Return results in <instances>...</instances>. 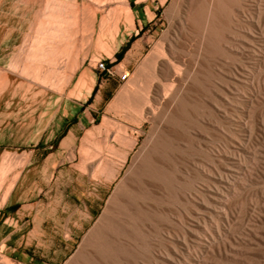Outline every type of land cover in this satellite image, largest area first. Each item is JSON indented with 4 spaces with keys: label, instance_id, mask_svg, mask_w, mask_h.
<instances>
[{
    "label": "rangeland",
    "instance_id": "1",
    "mask_svg": "<svg viewBox=\"0 0 264 264\" xmlns=\"http://www.w3.org/2000/svg\"><path fill=\"white\" fill-rule=\"evenodd\" d=\"M175 1H51L31 8L22 44L0 48V211L11 181L28 161L33 146H54L53 177L39 199L57 204L36 212L40 218H51V223L4 226L0 232L7 239L0 242L4 264H67L98 223L135 152L151 139V121L130 119L131 110L117 97L123 89L145 95L131 82L148 72L150 55L165 32L169 30L171 37L178 34L179 20L169 17ZM251 1L244 0V4L252 9ZM128 10L132 26L120 25L114 45L88 48L89 35L90 43L98 39L108 43L106 31H100L102 20L111 23L116 16L125 18ZM87 14L96 20L94 29L87 25ZM225 30L217 32L223 37L229 34ZM188 39L192 50L195 38ZM253 39L259 50L256 58L264 59L260 31L253 32ZM241 42L232 41L231 51L224 47L217 53L213 80L192 106L189 122L169 134L174 141L167 146H179L181 151L173 147L172 153L182 164L179 182L186 189L178 197L171 192L165 202L167 216L163 222H154L150 251L139 250L125 264H264V116L256 117L260 105L264 110V101L244 115V129L237 126V103L231 93L214 114L208 109L211 97L220 98L217 89L226 90L232 84L233 67L248 63L236 53L234 44L242 46ZM98 61L111 74L101 73ZM62 64L68 68L60 69ZM261 77L264 87V72ZM113 146L136 149L123 165L115 160ZM22 159L16 168L14 164ZM226 179L236 180L233 191L228 190ZM50 187L53 190L48 193ZM173 190L178 189L174 186ZM220 199L229 225L219 211ZM87 213L92 215L90 224L79 230L74 224ZM32 215L27 214L28 218ZM216 224L224 225L229 236L224 237L225 243L208 249L207 231ZM70 236L74 241H66Z\"/></svg>",
    "mask_w": 264,
    "mask_h": 264
},
{
    "label": "bare ground",
    "instance_id": "2",
    "mask_svg": "<svg viewBox=\"0 0 264 264\" xmlns=\"http://www.w3.org/2000/svg\"><path fill=\"white\" fill-rule=\"evenodd\" d=\"M165 2L166 0H161L162 4ZM184 3V0H176L169 9V17L179 20L178 34L171 37L169 30L165 32L162 41L157 43L155 51L150 55L148 72H141L130 81L145 95L123 89L117 97L120 103L131 110L130 119L137 116L141 122L151 121V139L137 149L126 177L116 189L103 215L67 264H125L129 256L138 254L139 250L142 253L150 251V231L155 228L154 222L157 219L163 222L167 216L165 202L171 192L178 197L180 191L186 189L179 182L183 167L179 158L172 153L175 146H167L174 141L169 134L186 127L192 106L213 80L217 53L224 47L231 51L232 41H242V46L234 44V47L236 53L245 57L248 63L233 67L230 74L233 82L228 83L226 90L217 89L219 100L218 97L210 98V113L214 114V110L222 107L220 101L228 102L231 93L237 103V126L244 129V115L264 101V87L261 85L264 59L256 58L259 50L254 47L256 41L253 39V32L257 30L264 40V0H252V9L251 5L244 4V0H230L227 4H223L221 0H188L186 5ZM86 19L89 28L94 29V17L87 14ZM132 22L129 10L125 18L116 16L111 23L102 20L100 31H106L108 43L104 44L99 39L90 43L92 36L89 35L88 48L111 47L120 34V25L127 23L132 26ZM225 28L229 30V34L224 33L225 36L221 37L217 31L221 29L224 32ZM192 35L196 44L194 49L189 50L188 37L191 38ZM59 68L66 70L68 66L62 64ZM262 115L264 116V110L260 105L256 117L262 119ZM135 149L136 146H113L115 160L124 165ZM174 149L181 152L179 146ZM22 161L23 159L14 164L16 168ZM15 178L16 176L13 182ZM13 182L11 181L3 200ZM225 182L230 191L237 185L236 180L226 179ZM174 186L177 191L173 190ZM220 205L219 211L229 225L231 220L222 199ZM206 221L203 223L206 224ZM225 228L224 225L216 224L207 231L206 239L212 243H209L208 249L213 244L225 243L224 237L229 236V231ZM49 255L43 254L44 257ZM0 264L4 262L0 261Z\"/></svg>",
    "mask_w": 264,
    "mask_h": 264
},
{
    "label": "crops",
    "instance_id": "3",
    "mask_svg": "<svg viewBox=\"0 0 264 264\" xmlns=\"http://www.w3.org/2000/svg\"><path fill=\"white\" fill-rule=\"evenodd\" d=\"M51 1L59 0H0V48L5 47L7 44L16 48L19 42L22 44L27 38L28 24L32 15L31 8L33 6L43 7ZM33 147L34 149L30 151L28 161L18 173L3 209L0 211V232L8 223L22 224L27 221L38 224L53 222L51 218H40L36 212L39 207L53 208L57 205L51 199L45 202L39 199L42 188H47L48 179L53 177L56 159L54 146ZM52 190L53 187H50L48 193ZM28 212H33L30 218L27 216ZM91 219L92 215L87 213L74 226L79 230L84 229L88 227ZM1 241L6 242V237H0ZM66 241H74V238L70 236Z\"/></svg>",
    "mask_w": 264,
    "mask_h": 264
},
{
    "label": "built area",
    "instance_id": "4",
    "mask_svg": "<svg viewBox=\"0 0 264 264\" xmlns=\"http://www.w3.org/2000/svg\"><path fill=\"white\" fill-rule=\"evenodd\" d=\"M97 69L101 72V73H105V74H111L110 69L106 66L105 63L98 61L96 64ZM128 74H125L122 76V80H125L127 78Z\"/></svg>",
    "mask_w": 264,
    "mask_h": 264
},
{
    "label": "trees",
    "instance_id": "5",
    "mask_svg": "<svg viewBox=\"0 0 264 264\" xmlns=\"http://www.w3.org/2000/svg\"><path fill=\"white\" fill-rule=\"evenodd\" d=\"M108 67V66H107ZM109 68V67H108Z\"/></svg>",
    "mask_w": 264,
    "mask_h": 264
}]
</instances>
